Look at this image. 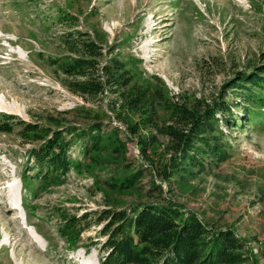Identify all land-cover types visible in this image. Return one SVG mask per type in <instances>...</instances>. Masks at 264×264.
Segmentation results:
<instances>
[{
	"label": "rangeland",
	"instance_id": "374dc122",
	"mask_svg": "<svg viewBox=\"0 0 264 264\" xmlns=\"http://www.w3.org/2000/svg\"><path fill=\"white\" fill-rule=\"evenodd\" d=\"M56 7L78 16L79 28L104 33L107 46L115 47L112 54L141 58L139 70L159 76L173 99L212 102L237 71L264 63V0H0L1 112L73 124L84 123L71 112L82 105L110 113L107 91L100 101L84 100L65 89L40 56L61 52L64 28L50 24ZM111 122L125 135L122 121ZM230 132L233 154L219 167L185 188L158 177L156 182L163 202L233 229L251 264H264V114L249 128ZM30 146L15 133L0 132V264H99L98 247L72 246L56 233L51 208L62 204L81 213L147 199L98 190L95 174L101 168L93 174L71 171L62 185L35 194L20 178ZM79 149L76 142L72 156ZM127 149L130 159L142 160L135 141ZM99 228L82 235L94 241Z\"/></svg>",
	"mask_w": 264,
	"mask_h": 264
},
{
	"label": "trees",
	"instance_id": "16d2710c",
	"mask_svg": "<svg viewBox=\"0 0 264 264\" xmlns=\"http://www.w3.org/2000/svg\"><path fill=\"white\" fill-rule=\"evenodd\" d=\"M79 22L69 10L56 7L50 24L64 28L61 52L40 56L59 83L84 100L100 101L107 91L110 113L82 105L71 112L84 123L73 124L53 116L27 121L0 111V132L31 144L20 178L35 194L62 185L71 171L93 174L101 168L95 174L98 190L136 193L147 200L81 213L53 206L56 233L72 246L98 247L99 264H251L233 229L214 227L163 202L156 177L185 188L232 157L230 130L249 128L264 114V63L237 71L212 102L173 99L159 76L139 70L141 58L112 54L115 47L107 46L104 33L93 26L79 28ZM112 119L126 125L125 135ZM129 141L136 142L142 160L130 159ZM76 142L79 155L72 156ZM95 225H100L96 240L84 238Z\"/></svg>",
	"mask_w": 264,
	"mask_h": 264
}]
</instances>
